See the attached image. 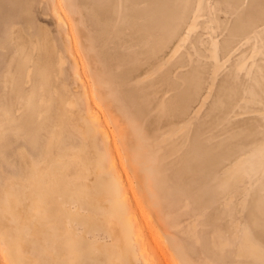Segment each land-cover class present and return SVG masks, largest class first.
<instances>
[{"label":"rangeland","instance_id":"obj_1","mask_svg":"<svg viewBox=\"0 0 264 264\" xmlns=\"http://www.w3.org/2000/svg\"><path fill=\"white\" fill-rule=\"evenodd\" d=\"M228 1L0 0V15L2 16L0 19V45L6 43V45L9 44L10 48H13L7 31L13 26L6 24L3 19L15 16L14 13L22 16V26L19 23L17 24L18 27L38 31L35 32L36 35L33 40L43 41L48 33L52 37L54 49L50 52L51 55L36 56L31 54L26 59V63L18 57V63L16 64H24L26 70L30 71L34 77L29 86L32 87L37 82H42V76L45 74L48 64L51 63L55 84L60 88L63 84H66L73 94H76V98L82 100L84 114L89 112L90 105L96 107L95 109L98 111L104 127L114 139L116 138L115 141L119 149L114 157H117L118 169L122 179L125 182L129 179L132 181L133 187L130 190L132 198L135 199L136 197L139 200V206L136 209L140 208L139 214L140 221L143 223L144 238L151 247L150 251H145V255L153 264H178L175 259L177 256L176 250L174 249L175 256L173 249L172 253L170 247H168V241L171 243L170 238L179 240L181 237L183 239L181 241L186 240L185 242L190 244L187 252L192 249L193 253L190 251L188 253L189 255L191 253V258L197 264H206L207 260H210L212 264H256L250 256L245 254L248 247L246 239L264 248V175L260 177V172L255 174V178L251 175L250 177L256 180L254 184L253 179L247 177L249 172L248 155L253 152L254 147L258 148L257 146L264 145V0H249V5L248 3L244 5L240 0L234 1L235 3L233 0H230L232 3L230 1L228 3ZM237 3L239 8H236L239 11L233 10V6L235 7ZM3 16L5 17L3 18ZM3 23L6 24L8 29ZM255 23L263 25V32L258 37L249 40L247 39L250 35L248 32L256 27ZM143 31L145 32L143 33ZM147 31L152 32L153 35L150 36V32L147 35ZM236 33H238V37L235 35ZM162 35L164 36L163 39H166L165 37L167 39L172 38L171 42L166 39L169 43V48L167 47L169 50H165V56L171 54L170 51L174 45L178 46V44L183 43L180 45L183 46L180 47L179 56L177 54L179 58L183 57L181 60L178 58L181 63L178 59H176L177 61L173 59L170 64L175 65L178 62V65H175L177 69H174V71L173 68L175 67L173 66H169V68L167 62L169 71L171 69L172 73L174 72L173 74L178 71L175 81L172 80L173 84H170L172 87L169 90L173 88L175 94L181 95L180 98L178 97L181 102L177 99L179 103L184 102H182L183 98L186 100L185 107L182 106L184 104L179 105L183 111L185 110L188 113H180L179 116H181L177 115L179 118L175 116L176 119H190V121L192 119L193 122L191 121L190 124H192V127L194 124V127L191 133H194L196 128L198 133L195 132L197 137L191 134V136L193 135L190 137L192 141L189 139L192 142V144L190 142L189 144L193 145L191 151H193V148L197 149H194L197 160L196 163L192 164V167L196 166L193 167V170L196 168L197 172L195 169L193 173H196L191 176L192 179H189L190 185L187 184L190 188L186 190L187 192L185 191L186 194H183V191V196L180 194L179 198L177 196L173 198L179 204L177 207L180 206V211L175 207L173 211L175 214L179 213L181 215L177 214L181 226L177 224L179 227L176 228L166 225L168 231H162L160 225V223L168 224L166 215L156 205L150 206L146 202L140 185L135 179V175L139 174L140 170L137 167L136 160L134 161L133 157L131 159L126 143L121 138V123L126 122L128 119H141L143 116L146 119H155V115L151 114L154 107L152 100L154 99L149 97L151 95L144 93L151 86L147 85L148 83L144 84L145 82L140 83L144 91L140 90L139 78L147 73L145 71H150V64L153 60H151V56V59L148 58L151 51L149 55L147 53L152 49L150 47H153L152 42L155 41L156 37L160 38L161 36L160 39L163 40ZM47 36L49 37V35ZM143 36L150 41L145 40ZM245 38L248 43L243 44ZM173 39H180L181 41L179 40V43V41H173ZM225 39L228 40L225 41ZM232 39L233 41H231ZM220 41L224 43L222 44ZM147 42L151 43L148 44ZM225 42L226 46H231V49L224 45ZM220 43L226 48H223ZM241 43L240 48L238 45ZM147 45H150V49ZM212 46L216 48L213 47L211 51ZM0 49L2 50L1 46ZM142 49L148 52L140 53V50L141 52L144 51ZM214 49L215 52L218 49L217 56L213 52ZM222 49L223 51L224 49L228 50H225L224 54ZM1 50L0 73L3 74L5 69H8L6 67L9 66V60L10 62L13 60V54ZM44 50L42 48L38 52L43 53ZM230 50H233V52ZM145 56L149 59L148 66ZM142 57H145V59ZM59 58H62L63 62H60ZM140 58L142 59L140 60ZM143 60L146 61L144 63L146 66L141 68ZM27 64H29V67L26 66ZM35 65H40V68ZM138 66L140 67L139 73H137ZM239 66H241L240 69L237 68ZM60 68H62L63 74L60 72ZM215 68L216 70L218 68L217 72H215L216 70L213 72ZM213 73H216L217 78ZM58 75H61V78H58ZM35 76H38V78H35ZM100 77L102 78V85L98 82L95 83ZM177 77L178 80L176 81ZM180 77L183 79L181 80ZM133 80L135 82H130ZM155 80L148 79V81H152L149 84H152ZM157 80L154 83L161 84ZM179 80L181 81L179 82ZM170 82L164 77V85H168ZM176 82L178 83L176 84ZM212 82H215V84H212ZM160 84L156 85L159 87ZM145 85L147 86L145 87ZM96 87L102 88V93L100 90H95ZM179 88L180 90H178ZM195 89H198L199 92ZM88 90L92 92V97L87 100L85 91ZM166 90H168L166 86L162 88V91L166 92ZM191 91L199 93L195 97L196 93L193 92L194 98L197 99H194L195 104L191 98ZM148 93L150 92L148 91ZM252 93H254L253 97ZM183 94H185L184 97ZM186 95L190 97H185ZM254 95H258L260 101ZM189 98L192 99V102ZM87 101L90 103H87ZM180 106L179 109L181 110ZM192 116L195 118H192ZM11 135L8 140H4L7 145L6 148L0 149V152L3 151V154L0 155V168H2L0 169V183H4L6 178L10 179L12 172L17 175L20 174V153L22 152L24 156H27L31 152L25 138H17L13 134ZM193 137L196 140L198 138V143L195 144L197 148L194 147L193 142L195 140ZM39 150H41V146L34 153L37 154ZM224 159L227 160L225 161L227 164H232L233 167H235L237 160H243V163L240 164L242 171L236 172H241L245 176L240 177V180H233L229 193L225 190L222 191L220 187L218 188L222 182L216 181L217 178L221 177L219 176L220 167H222L221 171L226 169L221 165ZM207 160L209 162L214 161V163L207 164ZM225 162L223 164L227 167ZM206 164L211 165L210 168ZM204 165L207 167L204 168ZM206 170L210 176L206 175ZM211 175L214 176V180ZM235 175L236 179L238 174L235 173ZM246 186H248V190ZM187 195L190 198L193 196L192 201H188L191 206L185 209L180 203L182 204L186 199L188 200ZM194 203L196 208L193 210L194 206L192 208V205ZM193 215L201 219L196 227L198 234L195 236L199 238L196 245L194 238V240L190 237L187 238V235L190 234L191 224L189 225V223L195 219ZM174 230H178V232L176 231L177 233L173 234ZM20 233H23V236L26 237L28 229L21 230ZM175 234L178 236H175ZM226 234L227 236H225ZM214 235L218 237L225 236V239L227 237L229 239V245L223 254L220 248L218 249L217 241V247L213 251L214 255L208 253L211 248L213 249ZM192 245L194 247L191 248ZM172 246L173 243H171ZM187 246L188 244L185 248ZM199 247L205 249V252ZM5 248L6 245L0 238V264H15L14 260L6 253ZM215 251H218L217 255ZM33 256L37 257V254ZM209 257L210 259H208ZM196 258H198L197 261ZM257 264L263 263L257 260Z\"/></svg>","mask_w":264,"mask_h":264},{"label":"bare ground","instance_id":"obj_2","mask_svg":"<svg viewBox=\"0 0 264 264\" xmlns=\"http://www.w3.org/2000/svg\"><path fill=\"white\" fill-rule=\"evenodd\" d=\"M234 1L236 2V0ZM240 1L244 5L247 3L249 5V0ZM236 7H238V3L235 7L233 6V10H238ZM8 12L10 13V11ZM14 14L15 16L11 17L3 16V18L5 17L3 19L6 21L5 23L13 26L8 29L6 24L3 23L7 27L6 29H8L13 48H10L9 44L6 45V43H1L0 46L3 52L13 54V62L9 60V66L6 67L8 69H5L3 74L0 73V149L6 148L7 145L4 143V140H8L12 136L11 134H13L14 137L25 138L31 152L27 156H24L22 152L20 153V174L17 175L15 172H12L10 179L6 178L4 183H0V238L6 245V253L14 260L15 264H153L145 255V251H150L151 247L144 238L143 223L140 221L139 214L140 208L136 209L139 206V200L136 197L135 199L132 198L130 191L133 187L132 181L129 179L125 182L122 179V175L118 169L117 157H114L119 149L115 141L116 138L114 139L104 127V123L95 109L96 107L94 108L90 105L89 112L84 114L82 100L76 98V94H73L66 84H63L61 88L55 84L51 63L48 64V68L42 76V82H37L32 87L29 86L34 77L30 71L26 70L24 64H16L18 63V57L26 63V59L31 54L49 56L51 55L50 52L54 49V44L50 33L46 34L43 41L33 40L36 35L35 32L38 31L18 27L17 24L19 23L22 26V16ZM1 18L2 16L0 15ZM253 27L255 26L253 25ZM234 30L236 31L237 29ZM149 32L147 31L146 34H149ZM251 32H248L250 35H248L247 39L249 40L253 37H258L263 32V25L256 24V27ZM237 34L235 35L238 37ZM151 35H153L152 32H150ZM150 36L147 37L149 38ZM172 37L174 38L175 36ZM157 38H155L156 42L154 40L153 42L151 41L153 47H150L151 44L147 45L148 48H152L149 52L145 49H142L144 50L143 52L140 50V53L148 52V55L151 51L148 58L151 59L152 57L151 60L153 62L150 64V71H145L147 73L142 75L141 79L139 78V84L145 82L144 84L148 83L147 85L151 86L150 88L148 86L149 89L145 88L150 93L142 89V84L139 87L146 95H151L149 97L154 99L152 100L154 107L151 114L155 115V119H146L144 116L141 119H128L126 122L121 123V138L126 143L131 159L133 157L134 161L136 160L135 162L140 170V173L135 175V179L140 185L146 202L150 206L156 205L166 215L168 224L160 223V225L162 226V231H168L166 225L176 228L181 226V223L179 225V216L181 215L177 213L178 216L173 211L175 208H178L180 211V206L177 207L179 204L176 200V203H174L173 198H175L174 196L179 198V195L183 191V194H186V190L190 188L187 183L190 185L189 179L197 172L195 168L196 172L193 173L195 165L192 167V164L196 163L197 160L195 151L197 149L193 148L195 152L191 151L193 145H190L192 144L190 137L195 135V132L196 134L198 133L197 126L195 127L196 130L194 129L195 132L191 133L194 127V124L193 127L190 124L191 121L193 122L192 119L191 121L190 119H176V117L179 118L181 116H179L180 113H188L185 110L183 111L179 105L184 104L182 106L185 107L186 100L183 98L182 102H184L179 103L177 99L181 95L175 94L173 88L169 90L172 87L170 84H173L172 80L175 81L178 71L173 74L174 72L172 73L171 69L169 71L168 67L178 65L176 59L179 58L180 47L183 46L180 45L183 43L180 45L177 43L178 46L174 45L173 48H175H172L171 54L165 56V50H169L167 49V47L169 48V43L166 41L167 37L163 39L164 36L162 35L163 40L160 39L161 36ZM144 39L150 41L147 38ZM168 39L171 42L172 38L170 39L169 37ZM180 39L182 40V38ZM180 39H173V41H179ZM227 40L225 39V41ZM244 41L243 44L248 43L246 42V38ZM224 45L226 46V42ZM241 45L242 43L238 47ZM213 47L215 46H212L211 51ZM226 47L228 48L229 46L227 45ZM42 48L45 49L44 54L38 52ZM229 49H231V46ZM233 50L235 51V49ZM233 50L230 51L233 52ZM215 51L214 49L213 52L217 56L219 52ZM224 51L222 49L223 53ZM229 53L232 55L231 52ZM145 57L142 58L145 59ZM173 59L176 60H174L176 64L172 63L170 65ZM179 59L181 60L183 57ZM58 60L63 62L62 58ZM180 60L179 63H181ZM146 61L148 66L149 59L147 57ZM146 61L143 60L141 62V68L146 66L144 64ZM167 62L169 63L168 67ZM26 66L29 67V64ZM36 67L40 68V65ZM177 67L179 68V66ZM240 67L237 68L240 69ZM139 68L138 66L137 73H139ZM174 69L177 68L175 67ZM215 70L216 68L213 72ZM217 71L218 68L215 72ZM60 72L63 74L62 68H60ZM215 74L213 73L217 78ZM57 77L61 78V75ZM164 77L172 83L164 85ZM182 77H180L181 80L183 79ZM35 78H38V76H35ZM148 79L152 81L158 79L157 81L161 82L162 85L154 83L156 82L155 80L153 82L157 86L155 87L153 83L149 84L150 81ZM96 82L102 85V78L100 77ZM130 82H135V80ZM213 83L215 84V82ZM156 84L164 86L159 88L160 86L158 87ZM165 86L168 89L166 92L162 91V88H165ZM101 89L95 88V90H100L102 93ZM198 89L195 90L198 91ZM193 92L191 98L194 103L196 102L194 96H198L199 93L194 92L196 93L194 95ZM189 95L185 97H190ZM261 96L260 99L262 98ZM91 97L92 92L90 90L85 91V98L88 100ZM254 97L258 99V95H254ZM192 99H190L191 102ZM256 99L254 98V100ZM87 103L90 102L87 101ZM193 116L192 118H195ZM191 134L193 135L191 136ZM195 137L197 136L195 135ZM189 139L191 140L189 141ZM193 139L195 142L197 141L196 143L193 142L194 147L197 148L195 144L197 145L198 138L196 140L193 137ZM262 145H259L260 147L256 145L258 148L254 147L253 152L248 155V178H255L257 172L261 173L260 177L264 175V145ZM39 146H41V150L37 154L34 153ZM2 152H0V155L3 154ZM225 161L227 160L224 159L221 165L226 169L221 171L222 167H220V174H218L221 177L217 178L215 176V178L218 179L216 180L217 182H222L218 188L220 187L222 191L225 190V192L229 193L233 180H240V177L245 175L241 172H236L242 171L240 164L243 163V160H237L235 167L231 166L232 164H227ZM211 162L214 163V161H208L207 164ZM223 162L226 163L228 168L224 166ZM206 165H204V168L207 166L210 168L211 166ZM207 170L205 173L208 172ZM208 173L206 175H209ZM235 173L238 174L236 179ZM251 175L252 177H250ZM254 181L256 180H252L253 184ZM246 188L248 190V186ZM192 196L191 198L188 196V200L186 199L180 205L185 209L191 206L188 201H192ZM183 207H181L182 210H184ZM192 208L193 210L196 208L195 203L192 205ZM194 218L189 223V225L191 224L189 229L190 234L187 235V238L195 239L196 245L199 242V238L195 236L198 234L196 227L201 219L196 216ZM25 229H28L26 237L23 236V233H20L21 230ZM162 231L160 230L161 233ZM176 231L178 232V230ZM176 231H172L173 234L177 233ZM175 236L178 235L175 234ZM225 236L218 237L214 235L213 249L211 248V251H208V253L210 252L209 254L214 255V248L217 247L216 241L218 242V249L220 248L222 254L227 250L229 239L228 237L225 239ZM170 239L171 243H173L172 247L170 241H165L169 242L168 247H170L171 251L173 249V254H175L176 250L177 256L175 254V259L178 264L180 262H182L181 264H197L191 258V253L189 255L188 252L190 250L187 252L190 244L186 243V240L181 241V237L179 240ZM246 240L248 241V247L245 250V254L250 256L256 264L257 260L264 264V248L252 243L249 239ZM187 244L188 246L185 248ZM190 252H192V249ZM215 252L217 255L218 251ZM34 254H37V257L33 256ZM209 261L207 260L206 264H212Z\"/></svg>","mask_w":264,"mask_h":264}]
</instances>
